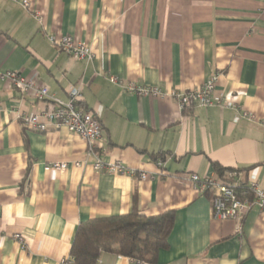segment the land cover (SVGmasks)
<instances>
[{
    "label": "crops",
    "instance_id": "crops-1",
    "mask_svg": "<svg viewBox=\"0 0 264 264\" xmlns=\"http://www.w3.org/2000/svg\"><path fill=\"white\" fill-rule=\"evenodd\" d=\"M28 1L0 0V72L46 86L49 102L66 101L68 86L83 81L79 103L98 116L103 143L90 153L64 128L26 127L21 114L47 103L0 79V264H57L80 222L132 209L174 210L168 246L153 264H264V213L252 206L238 221L213 219L210 194L189 180L215 175L217 164L244 176L249 168L264 187V0ZM48 34L85 41L92 60L55 47ZM214 73V95L238 109H180L175 99L126 93L110 81L184 91ZM97 158L136 174L97 171ZM99 259L142 264L107 252Z\"/></svg>",
    "mask_w": 264,
    "mask_h": 264
},
{
    "label": "built area",
    "instance_id": "built-area-1",
    "mask_svg": "<svg viewBox=\"0 0 264 264\" xmlns=\"http://www.w3.org/2000/svg\"><path fill=\"white\" fill-rule=\"evenodd\" d=\"M19 2L22 7H29L28 0H19ZM33 16L39 22L42 21L41 13L36 11ZM47 38L52 45L66 51L78 60L90 61L94 56L89 44L70 35L48 34ZM0 79L10 81L23 94L30 93L38 101L47 103V106L38 112L21 114V120L26 127L37 131L64 128L68 132L81 137L86 142L90 153H95L96 150L102 148V125L98 116L83 108L79 103L80 91L84 85L83 81L80 80L76 84L68 86L66 101L49 102L47 100L50 98L47 87L36 84L19 71L7 70L0 72ZM217 79L218 74L214 73L199 87L184 91L171 90L164 92L157 85L138 84L131 81L120 82L118 77H110V81L119 83L126 93L139 96L170 97L177 101L180 109L193 105L208 107L215 103L220 107L238 109L239 106L228 97L219 98L214 95ZM241 115L248 120H256L254 114L248 111L243 110ZM235 120H237V117ZM51 166L62 170L67 167L65 162H55ZM93 168L97 171L103 170L113 174H136L133 169L125 167L120 161L104 162L99 158L93 163ZM138 176L140 179H145L147 174L140 172ZM189 180L199 192L210 194L211 217L213 219L238 221L242 212L252 206H256L260 212L264 213V187H259L257 179L251 173H248L245 177L241 171L233 170L226 173L225 179L217 177L216 174L200 177L196 173H191ZM242 180H245V183H243L242 188H238ZM14 237L18 240L20 247L24 249V238L21 235H15ZM73 260L71 255H65L60 257L57 264H74ZM96 264H101V260L98 259Z\"/></svg>",
    "mask_w": 264,
    "mask_h": 264
},
{
    "label": "trees",
    "instance_id": "trees-1",
    "mask_svg": "<svg viewBox=\"0 0 264 264\" xmlns=\"http://www.w3.org/2000/svg\"><path fill=\"white\" fill-rule=\"evenodd\" d=\"M217 177L225 179L232 169L214 164ZM247 169H243L245 177ZM240 171V170H236ZM245 180L238 188L243 187ZM174 222V210L145 215L136 209L128 213L92 217L80 222L70 246L74 264H96L102 253H112L142 264L157 261L158 251L166 248Z\"/></svg>",
    "mask_w": 264,
    "mask_h": 264
}]
</instances>
